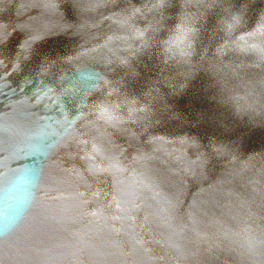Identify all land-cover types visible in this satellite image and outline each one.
<instances>
[{
	"label": "water",
	"instance_id": "1",
	"mask_svg": "<svg viewBox=\"0 0 264 264\" xmlns=\"http://www.w3.org/2000/svg\"><path fill=\"white\" fill-rule=\"evenodd\" d=\"M38 142L0 264H264V0H0V183Z\"/></svg>",
	"mask_w": 264,
	"mask_h": 264
},
{
	"label": "clouds",
	"instance_id": "2",
	"mask_svg": "<svg viewBox=\"0 0 264 264\" xmlns=\"http://www.w3.org/2000/svg\"><path fill=\"white\" fill-rule=\"evenodd\" d=\"M51 147L38 142L23 149L22 161L0 183V234L14 229L30 208L40 181L42 161Z\"/></svg>",
	"mask_w": 264,
	"mask_h": 264
}]
</instances>
